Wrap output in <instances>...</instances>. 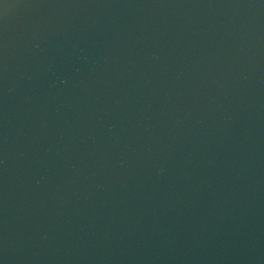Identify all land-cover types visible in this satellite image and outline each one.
Here are the masks:
<instances>
[{"label":"water","instance_id":"1","mask_svg":"<svg viewBox=\"0 0 264 264\" xmlns=\"http://www.w3.org/2000/svg\"><path fill=\"white\" fill-rule=\"evenodd\" d=\"M0 264H264V0H0Z\"/></svg>","mask_w":264,"mask_h":264}]
</instances>
